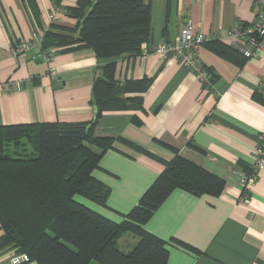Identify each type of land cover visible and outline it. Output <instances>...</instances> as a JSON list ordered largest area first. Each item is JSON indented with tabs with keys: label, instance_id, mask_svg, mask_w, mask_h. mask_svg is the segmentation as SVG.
<instances>
[{
	"label": "crops",
	"instance_id": "obj_1",
	"mask_svg": "<svg viewBox=\"0 0 264 264\" xmlns=\"http://www.w3.org/2000/svg\"><path fill=\"white\" fill-rule=\"evenodd\" d=\"M77 1L0 0V82L22 84L0 97V126L91 119L96 67L111 58L97 60L90 49L53 54L50 61L37 48L12 52L52 22V11L55 23L73 26L64 8ZM147 1L152 21L147 46L177 43L182 25L191 21L206 36L196 55L210 68L213 84L203 87L174 54L113 58L118 80L150 79L140 97L144 110L136 113L140 124L132 122L131 111L104 112L94 133L121 135L153 156L115 142L92 172L110 190L106 205L87 204L120 221L177 148L178 155L218 176L223 188L201 196L174 189L145 222L147 231L169 242L166 264H264V169L248 186V202L239 200V171L253 163V148L264 133V101L258 97L264 51L245 58L208 46L216 39L227 44L226 31L237 21H251L258 6L253 0ZM12 253L0 250V264H10Z\"/></svg>",
	"mask_w": 264,
	"mask_h": 264
},
{
	"label": "trees",
	"instance_id": "obj_2",
	"mask_svg": "<svg viewBox=\"0 0 264 264\" xmlns=\"http://www.w3.org/2000/svg\"><path fill=\"white\" fill-rule=\"evenodd\" d=\"M64 9L74 25L49 22L41 52L90 49L97 60L111 59L96 67L89 121L0 126V250L24 252L33 264H166L170 244L147 231L145 222L172 190L216 195L223 182L173 148L172 159L164 160L162 170L120 221L88 206L106 205L110 190L92 172L115 142L151 155L121 135L94 133L104 112L131 111L132 122L140 124L136 113L144 110L140 97L150 79L118 80L113 58L141 55L152 33L151 8L147 0H78ZM208 46L220 55L244 56L220 39ZM206 70L208 84L203 87L208 88L213 79L210 68Z\"/></svg>",
	"mask_w": 264,
	"mask_h": 264
},
{
	"label": "built area",
	"instance_id": "obj_3",
	"mask_svg": "<svg viewBox=\"0 0 264 264\" xmlns=\"http://www.w3.org/2000/svg\"><path fill=\"white\" fill-rule=\"evenodd\" d=\"M258 8L251 19L247 23L235 22L225 34V42L236 48L246 58L255 56L258 52L264 51V0H253ZM49 19L54 22L57 20V12L52 11ZM43 31L35 33L31 41L20 42L12 49L14 53H23L27 49L37 48L40 55L50 61L52 54L47 51L40 50L41 36ZM206 36L194 29L191 21H186L181 29L177 43H162L154 47L144 46L141 55L155 53L160 58L166 57L168 54H174L180 59L181 64L194 73L195 78L202 84H208V72L201 65L197 58L196 51L204 42ZM30 79V78H29ZM22 84L18 80L7 79L0 82V97L12 90H20ZM259 88L264 94V84ZM253 163L249 169H241L239 171V184L241 193L239 200L242 203L248 202V186L252 184L256 178V173L264 169V133L258 135L256 144L253 148ZM10 264H21L28 262V256L24 252L12 253L10 256Z\"/></svg>",
	"mask_w": 264,
	"mask_h": 264
},
{
	"label": "rangeland",
	"instance_id": "obj_4",
	"mask_svg": "<svg viewBox=\"0 0 264 264\" xmlns=\"http://www.w3.org/2000/svg\"><path fill=\"white\" fill-rule=\"evenodd\" d=\"M40 47V46H39ZM38 50V49H37ZM39 51V50H38ZM44 59V58H43ZM45 60V59H44ZM10 80H14V79H10Z\"/></svg>",
	"mask_w": 264,
	"mask_h": 264
}]
</instances>
